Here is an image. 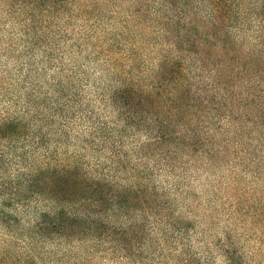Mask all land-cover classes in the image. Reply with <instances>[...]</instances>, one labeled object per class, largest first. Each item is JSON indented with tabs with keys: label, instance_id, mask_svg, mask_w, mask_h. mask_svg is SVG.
Wrapping results in <instances>:
<instances>
[{
	"label": "rangeland",
	"instance_id": "1",
	"mask_svg": "<svg viewBox=\"0 0 264 264\" xmlns=\"http://www.w3.org/2000/svg\"><path fill=\"white\" fill-rule=\"evenodd\" d=\"M215 1L0 0V264H264V0Z\"/></svg>",
	"mask_w": 264,
	"mask_h": 264
},
{
	"label": "trees",
	"instance_id": "2",
	"mask_svg": "<svg viewBox=\"0 0 264 264\" xmlns=\"http://www.w3.org/2000/svg\"><path fill=\"white\" fill-rule=\"evenodd\" d=\"M215 3L217 4L216 5V7H215V13H214V15H213V18L214 19H216V18H218V13L219 12H223V9H221V6H220V1L219 0H216L215 1ZM226 5V9H225V11L227 12V11H230V9H231V5H230V3H226L225 4ZM259 20H260V24L261 25H263L264 26V8H263V13H261V14H259ZM218 20V19H217ZM214 21H216V20H214Z\"/></svg>",
	"mask_w": 264,
	"mask_h": 264
}]
</instances>
